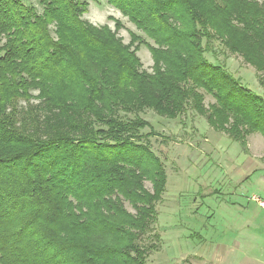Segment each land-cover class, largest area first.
Listing matches in <instances>:
<instances>
[{
	"label": "trees",
	"instance_id": "trees-1",
	"mask_svg": "<svg viewBox=\"0 0 264 264\" xmlns=\"http://www.w3.org/2000/svg\"><path fill=\"white\" fill-rule=\"evenodd\" d=\"M104 1L152 44L83 20L87 0H0V264H147L167 177L145 110L264 140V99L205 58L219 42L264 78L262 3Z\"/></svg>",
	"mask_w": 264,
	"mask_h": 264
},
{
	"label": "rangeland",
	"instance_id": "rangeland-1",
	"mask_svg": "<svg viewBox=\"0 0 264 264\" xmlns=\"http://www.w3.org/2000/svg\"><path fill=\"white\" fill-rule=\"evenodd\" d=\"M23 2L41 10L38 0ZM257 2L264 5V0ZM87 3L83 20L92 26L107 25L114 31V21H118L123 28L117 36L124 44L130 41L129 33L152 44L104 0ZM212 49L205 54L210 63L223 65L245 88L264 99V78L253 67L219 42H213ZM137 56L142 70L151 73L148 50L141 46ZM210 103L213 100L205 95L204 105ZM19 106L24 107L25 103L20 102ZM139 117L156 134L148 142L167 177L162 200L156 205L157 223L140 241L142 246L156 244V250L148 253L147 264H264V206L256 201L264 204L263 137L249 136L243 148L214 131L203 117L189 109L175 120L149 110ZM147 133L148 129L141 131ZM248 164L255 165L257 170L241 183L225 173L229 166ZM144 186L151 191L149 182ZM125 208L133 213L127 204ZM153 235L157 236L156 241Z\"/></svg>",
	"mask_w": 264,
	"mask_h": 264
},
{
	"label": "crops",
	"instance_id": "crops-1",
	"mask_svg": "<svg viewBox=\"0 0 264 264\" xmlns=\"http://www.w3.org/2000/svg\"><path fill=\"white\" fill-rule=\"evenodd\" d=\"M233 166V165H232ZM255 166V165H253ZM248 165H241V166H233L228 167V169L225 170V173H228L229 175H233L232 177L238 180V182H243L244 180H247L250 178V176L253 174L255 170H257L255 167ZM261 169V167H260Z\"/></svg>",
	"mask_w": 264,
	"mask_h": 264
},
{
	"label": "built area",
	"instance_id": "built-area-1",
	"mask_svg": "<svg viewBox=\"0 0 264 264\" xmlns=\"http://www.w3.org/2000/svg\"><path fill=\"white\" fill-rule=\"evenodd\" d=\"M256 201L259 203L260 206H262V207L264 206V204L259 202L257 199H256Z\"/></svg>",
	"mask_w": 264,
	"mask_h": 264
}]
</instances>
